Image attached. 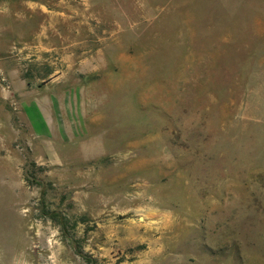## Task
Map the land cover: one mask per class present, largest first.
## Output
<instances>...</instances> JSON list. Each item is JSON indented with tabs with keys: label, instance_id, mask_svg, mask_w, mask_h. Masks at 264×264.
Returning <instances> with one entry per match:
<instances>
[{
	"label": "rangeland",
	"instance_id": "rangeland-1",
	"mask_svg": "<svg viewBox=\"0 0 264 264\" xmlns=\"http://www.w3.org/2000/svg\"><path fill=\"white\" fill-rule=\"evenodd\" d=\"M0 264H264V0H0Z\"/></svg>",
	"mask_w": 264,
	"mask_h": 264
}]
</instances>
